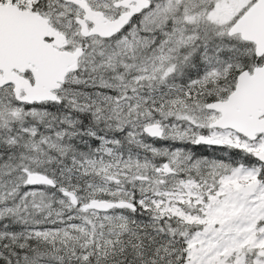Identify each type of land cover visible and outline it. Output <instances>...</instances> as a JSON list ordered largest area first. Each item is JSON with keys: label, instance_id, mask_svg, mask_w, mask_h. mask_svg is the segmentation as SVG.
Here are the masks:
<instances>
[{"label": "snow or ice", "instance_id": "1", "mask_svg": "<svg viewBox=\"0 0 264 264\" xmlns=\"http://www.w3.org/2000/svg\"><path fill=\"white\" fill-rule=\"evenodd\" d=\"M0 264H264V0H0Z\"/></svg>", "mask_w": 264, "mask_h": 264}]
</instances>
